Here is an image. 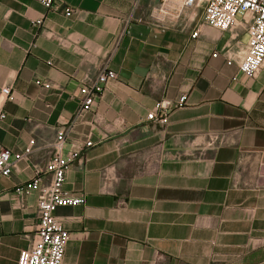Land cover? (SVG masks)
<instances>
[{
  "label": "crops",
  "instance_id": "0c3cea01",
  "mask_svg": "<svg viewBox=\"0 0 264 264\" xmlns=\"http://www.w3.org/2000/svg\"><path fill=\"white\" fill-rule=\"evenodd\" d=\"M157 1L64 0L77 9L65 14L40 0H0V144L21 151L36 141L0 178V264H18L37 235L38 192L16 187L36 169L51 182L57 130L106 63L118 77L65 147L94 143L63 184L84 202L55 211L71 232L63 264H264V65L252 78L213 56L246 49L242 20L209 26L200 5L161 31L149 21ZM163 99L174 105L156 124L147 115Z\"/></svg>",
  "mask_w": 264,
  "mask_h": 264
},
{
  "label": "built area",
  "instance_id": "2783aa9c",
  "mask_svg": "<svg viewBox=\"0 0 264 264\" xmlns=\"http://www.w3.org/2000/svg\"><path fill=\"white\" fill-rule=\"evenodd\" d=\"M47 10H62L65 14H72L76 8L65 6L64 0H40ZM204 7V22L209 26L230 30L242 20L247 25L248 41L246 49L233 56V50L226 46L220 52H214L213 56L220 53L225 57L229 65L235 64L238 72L249 77H256L264 65V0H158L149 12V21L161 31L173 27L183 16L184 12L194 6ZM133 16L128 18L131 23ZM43 18L34 21L33 24L41 25ZM200 29L196 28L191 34L192 38L199 35ZM118 77L117 72L109 68L106 63L101 66L98 75L84 82L80 88V108L75 116L65 126L57 130L53 144L52 154L46 164L45 170L52 175L49 184L43 185L42 170L36 169L31 181L16 187L21 194L38 192V229L36 238L27 249L21 251L18 264H63L65 250L70 239L71 232L66 229L55 215L60 206L78 205L84 202L81 195L70 194L63 190V184L69 167L85 149L94 143L91 139L79 144L78 150H71L65 154V147L77 124L78 117L91 111L97 99L100 98L106 84ZM38 84L50 87V83L37 80ZM2 93L7 98H12L9 86L2 88ZM186 95L180 97L177 106H183ZM174 104L163 99L156 103L155 109L147 115L148 119L156 124L169 122V110ZM4 117L5 114H1ZM34 139L21 151H13L0 144V178L9 176L18 162L28 157L35 145Z\"/></svg>",
  "mask_w": 264,
  "mask_h": 264
}]
</instances>
